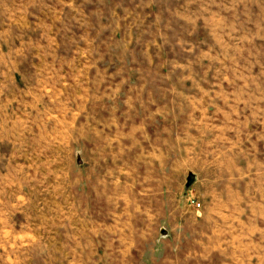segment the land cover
<instances>
[{"label":"rangeland","instance_id":"374dc122","mask_svg":"<svg viewBox=\"0 0 264 264\" xmlns=\"http://www.w3.org/2000/svg\"><path fill=\"white\" fill-rule=\"evenodd\" d=\"M246 95L264 96V0H0V264H264V198L215 210L164 163L192 171L188 121L223 127ZM156 156L168 199L149 197Z\"/></svg>","mask_w":264,"mask_h":264},{"label":"crops","instance_id":"0c3cea01","mask_svg":"<svg viewBox=\"0 0 264 264\" xmlns=\"http://www.w3.org/2000/svg\"><path fill=\"white\" fill-rule=\"evenodd\" d=\"M191 96L195 97L194 95ZM236 97L239 110L227 111V115L222 119L223 127L217 125V129L213 127L210 131L199 125L193 127V119L188 121L191 129L195 130L197 128V131H199V139L201 138V145L204 149L203 160L192 161V171L189 170L191 165L187 163L186 158L183 156L174 158L169 163L167 160L164 162L165 166H167V171H170L169 173L171 175L174 171L173 167H176L177 171H179L178 169L187 171L185 182H181L179 195L189 192L194 182L193 176L195 172L200 177L201 184L197 188L200 197L203 199L209 197L215 199V210H221L220 200L224 198L235 200L236 206L234 210H238V201L241 202L249 197L264 198V194H261L264 191V96L246 95L244 97ZM254 103L257 105L256 110H259L258 112H254L253 110ZM217 106L220 107L219 104ZM222 108L226 109L227 107L224 104ZM260 118L262 120L261 123L258 122ZM236 119L238 122H235ZM230 123L235 127H230ZM256 124H261L260 130L253 128L256 127ZM189 126L186 123V127L189 128ZM230 130L236 133L232 136L233 147L231 150H221L224 133H228ZM117 138L118 140L120 139V144L124 146L125 134L118 135ZM174 140L180 141L177 136L172 135L165 137L161 143L156 138L154 150L157 153L158 150L162 152L163 150L167 151L169 148L175 149L178 145L173 143ZM186 142H189V139ZM131 145L135 147V143ZM208 145L213 146L214 157L212 159L209 158L210 150ZM174 149L168 151L176 153L177 151ZM159 159L158 156L150 158V167L157 166L156 163ZM223 167H225V170H222ZM153 168L150 170L148 181L150 190L149 197L152 199H156L157 196L167 199L170 198L171 182L169 177L163 174L164 178L162 179L163 182H161L157 177V167ZM208 178L214 179L210 182L206 180ZM210 191L211 193H209ZM254 191H257L255 192L257 194H254ZM230 210H233V208H230ZM257 213L260 216L264 211L257 210ZM258 216L256 218V225L252 224V229H250V231L257 233L261 229L262 221ZM221 225L214 224L213 229L215 227L217 230V227ZM230 229L248 232V228L242 224H236ZM213 237V244L219 247L221 242L220 236L218 237L213 234ZM231 240L236 241V245L241 244L238 242V238H232ZM241 246H254L253 237H250V243H244Z\"/></svg>","mask_w":264,"mask_h":264},{"label":"built area","instance_id":"2783aa9c","mask_svg":"<svg viewBox=\"0 0 264 264\" xmlns=\"http://www.w3.org/2000/svg\"><path fill=\"white\" fill-rule=\"evenodd\" d=\"M192 206L194 207V208H196V209H198L200 206H199V204H197V203H195V202H193L192 201Z\"/></svg>","mask_w":264,"mask_h":264}]
</instances>
